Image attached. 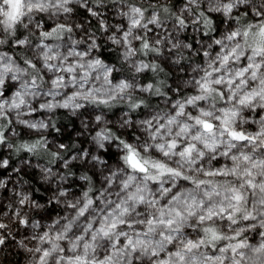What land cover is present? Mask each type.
I'll use <instances>...</instances> for the list:
<instances>
[{
	"label": "snow or ice",
	"instance_id": "6c2138e0",
	"mask_svg": "<svg viewBox=\"0 0 264 264\" xmlns=\"http://www.w3.org/2000/svg\"><path fill=\"white\" fill-rule=\"evenodd\" d=\"M113 9L120 17L116 23L109 21ZM73 10L96 24L81 20L69 25L51 19L63 20ZM213 13L229 21V27L215 36ZM189 27L206 29L203 36L208 42L202 47L182 45L178 34ZM97 32L119 42L120 67L96 54L105 43L95 39ZM189 48L204 59L185 88L176 85L175 91L169 87L161 92L153 82L136 83L137 75L162 71L157 63L162 55L174 57L173 63L183 67ZM129 63L127 75L122 76L120 69ZM143 93L166 98L167 110L146 113ZM125 98L133 121L138 114L145 117L141 123L146 139L138 141L142 148L113 135L112 125L103 127L104 111ZM90 105L100 109L94 117L89 112L94 126L87 125L96 144L121 148L115 166L91 151L80 150L73 157H84L85 164L93 160V176L98 166L103 169L99 186L93 176L82 175L85 190L69 198L62 182L70 172L61 175L47 169L46 179L59 177L48 202L63 201L66 212L47 224L35 219L36 211L25 213L40 204L26 191L15 193L7 211L0 203V216L16 217V224L38 243V264H260L253 255L264 259V243L248 244L237 217L240 205L249 202L245 192L256 197L258 189L253 208L264 210V179L257 182L253 177L256 168L264 177V159L233 149L264 144L260 140L264 118L258 129L248 125L251 133L237 126L243 110H255L257 117L264 111V0H184L178 9L171 0H0V146L13 143L9 137L17 124L29 130L50 126L34 114H54L57 109L83 113ZM36 136L22 144V151H44L71 168L65 158L70 146H53L46 137ZM208 153L215 164L204 168L198 161ZM169 156L179 157L176 167L163 159ZM239 161L248 166L241 170ZM8 166L9 160L0 159V169ZM193 167L198 176L192 174ZM213 177H237L242 182L222 194L218 184L213 186ZM4 187L0 180V188ZM259 215L264 216V211ZM256 218L251 212L243 215L249 223ZM221 222L230 235L218 227ZM233 226L239 230H232ZM6 229L0 221V243L8 237ZM192 231L198 238L192 237ZM257 235L264 237V232L257 229Z\"/></svg>",
	"mask_w": 264,
	"mask_h": 264
},
{
	"label": "clouds",
	"instance_id": "9594fccd",
	"mask_svg": "<svg viewBox=\"0 0 264 264\" xmlns=\"http://www.w3.org/2000/svg\"><path fill=\"white\" fill-rule=\"evenodd\" d=\"M74 2L79 3L80 0H74ZM85 2H86V0H85ZM145 2H147V0H145ZM117 11H118V9L112 10L113 16L116 18H120V17L116 16ZM104 14L107 15V13H104ZM51 19L55 23L67 22L69 25L73 24V23L79 25L81 20H84L85 23H88V21L86 19H84V17L77 15L75 13V10H73L72 14L65 16L63 20H61L59 16L51 17ZM25 23H27V22H25ZM183 32L184 31H182L178 34V39L182 45L183 44H189V43H185L183 40L180 39V36ZM193 34L196 36L197 43L199 44V46L202 47L203 44L207 43V41H201L200 40V38H199L200 31L194 30ZM73 38L75 39V36H73ZM95 39L97 41H99V40L105 41V44L102 45L101 47H104L108 43H110L113 46V49H116L117 47H119L118 41H116L114 43L111 36L104 35L103 32H99V34L95 33ZM101 47H99V48H101ZM99 48H97L96 54H99L98 53ZM188 50L193 53V56L196 55L195 49L189 48ZM120 59H121V53H119V55L116 57L117 63L115 65L117 67H120ZM165 60H167V61L171 60L172 61V63L170 64V67H172L173 71L176 72L175 77H171L170 74H166V76H168V78L173 79V82L175 83V87H176V85H179L181 88H185L187 86L185 81L187 79H191L193 77L194 70L196 69L197 63L189 64L187 67V70H186L184 66L181 67L180 64H174L172 58H168V57L162 55L160 61H157V63L160 64V67H161V62H163ZM130 66L131 65L129 63V64H126L125 67L120 69L122 76L127 75L128 69L130 68ZM161 69H162L161 72H159L158 74H155L157 79L155 80V82H153V87L159 88L161 92H166L167 88H169L171 86L168 85L167 79H159L160 73H163L165 71V69L163 67H161ZM186 71L189 73L187 78H185V72ZM99 83L102 84L103 82L101 81ZM136 83L137 84L140 83V79H139L138 75L136 77ZM175 87L173 88V91H175ZM142 95H143L145 102L148 105V107L145 110L146 113H155L161 109L167 110L168 105H167L166 98H164L160 95H153L150 93H143ZM153 96L161 97L162 98L161 102L157 105H153L152 99H151ZM115 103H116V106H121V105L124 106L126 111H123L121 113V115L118 117V119L109 120L107 117L109 116L111 109H113L114 107L105 110L104 111L103 127L105 129H107L108 125H112L113 135H119L120 138L122 140H124L125 142L132 143L133 147H141L142 148L143 144H138V141H142V140L146 139V137L143 135L144 128H143V125L141 123V121L145 117L144 116L141 117L138 114L136 120L133 121L131 119V116L128 113V109L126 107V98L124 101L117 100ZM205 107L207 108L208 105L205 104ZM93 109H95V112L92 111ZM66 110H68L70 117H73L76 120H79L80 124L83 127V132L78 133V135H80V136L90 135L91 136V139L89 141V148L84 149V151L89 152V149L94 148L95 152L99 153L101 150H104L105 154H107L110 158L115 157V161H116L117 153L121 151V148L116 144H112L111 147H109L106 144L103 148H101L100 146H98L96 144V142L94 140V135H91V132H92L91 129L89 127H87V125L90 123L93 124V126H94V120L89 116V112H91L92 116L94 117L95 115H98L100 113V109L96 108L95 105H90V106H88V112L81 113L80 110H77V111H72L70 109H66ZM249 111H251V115L248 114ZM126 115L128 116L127 121L125 120ZM262 118H264V111H261L260 116L257 117L255 114V110L245 109L240 114V119L237 121V126L239 128H242L246 133H251L252 129H250L248 127V125L252 124L254 126V128L258 129L260 127V124L258 123V121L261 120ZM45 122H51L50 126L48 128L35 129L36 133H39L43 137H46L47 132L50 128L54 129L56 133L60 132V128L56 127V123L54 121L53 113H49ZM133 124H135V128L133 127ZM130 133L136 137L135 140H133L132 136L129 135ZM18 137H19V133L14 132L13 134H10L9 140L13 141L14 139H16ZM225 139H227V138H225ZM260 140H264V136L260 137ZM47 142L49 143L48 140H47ZM109 143H111V142H109ZM22 144H23V142H17L15 144L10 142V143H7L6 146L8 149L13 150L16 155H19V153L22 152ZM109 150H111V151H109ZM233 151L234 152L235 151H242V152H245L246 154L252 156L253 158L264 159V144H262V143L251 144V145H238L237 149H233ZM33 154L34 155H45V156H47L49 159V162L51 164H54L57 160L55 157L48 155L44 151H41L39 154H35V153H33ZM66 154L67 153H65V155ZM92 155H94V154L92 153ZM148 155H151V153L149 152ZM212 155H213L212 153L206 154L204 160L202 162L198 161V163H201L204 168H208V167L214 165L215 161L210 158ZM215 155L218 156V152ZM75 156H77V153L74 154L69 160H67V163L71 164L72 162L75 161V162H78L82 167L86 168L88 171L92 170L91 166L94 163L93 160L89 159L88 163L85 164V162H84L85 158L84 157H79V158L73 159V157H75ZM94 156H96V155H94ZM161 158H163V157H161ZM193 158L196 159L195 153L193 155ZM163 159H165L171 167H176L177 163L179 161L178 156L177 157L169 156V157L163 158ZM6 160H8V159H6ZM223 162L227 163L228 162L227 158H223ZM120 163L123 164V161H120ZM239 163L241 165V170H243V168L248 166V165H245L243 163V161H239ZM25 165H28L29 168L34 167V166L40 167L41 171L43 173H45L47 169H51L50 167H44L42 165H33L29 160H21L19 163V167H23ZM113 166H115V164ZM183 170L185 171V174H188L189 167L187 165H185ZM96 171H98L99 173H102L103 169L98 166ZM191 171H192L193 175H197V176L199 175L198 170L195 167H193ZM259 173H260V170L258 168L253 169V177L257 180V182H259L261 179H264V177H261ZM238 176H239V173L237 174V177ZM237 177H231V178H229V177H224V178L213 177L212 178L213 186L218 184L220 186V191L223 194V192L226 189H229L231 187L239 188V182H242V181L238 182ZM44 178H45V176H44ZM246 178L247 177H245V179ZM66 179H68V176L66 177ZM205 179H208V178L205 177ZM45 180L49 183L52 182L46 178H45ZM199 194L203 195V189L199 190ZM259 196H260V192L258 189L256 191V197H252L249 192H245V200H247L249 202L246 204L242 203L240 205L241 212H240L239 216L237 217L241 221L239 228H244L246 233H247L246 242L250 245H253L254 247H258L261 243H264V237L257 235V229H259L260 232H264V216L259 215V211H264V210L254 211L253 203H252V201L254 199H258ZM57 199H58V194H57ZM11 203H9V205H11ZM42 209H44V205L38 204V205H36V207L34 209L25 210V213L27 215H31L33 211H38V210H42ZM249 212L253 213L257 217L251 223L243 220V215L246 213H249ZM16 219H17L16 217L0 216V221H3L4 223L7 224L6 231L8 232V237L5 240V242L0 243V264H15V261L19 258L20 253H23V259L20 260V264H38V254L35 252V248L39 245H38V243H33V241L31 240V235L22 236V238L19 239L18 241H16V243L14 245H9L7 243L9 238H11L12 240H16V237L13 235V231H14L13 225L16 224ZM218 227L221 228L226 235L231 234V231L228 230L227 225H224L223 222H221V224H219ZM239 228H237L236 226H233L232 230L238 231ZM191 235L193 238H198V237H196V233L194 231L191 232ZM253 236L257 237L255 243L251 242ZM10 246L12 247L13 251L16 253L15 257H12V253L8 252V249ZM177 246L180 247L179 244ZM5 253H7V256L5 255ZM253 258L258 259L260 261V264H264V259H261L260 257H257L255 255H253Z\"/></svg>",
	"mask_w": 264,
	"mask_h": 264
},
{
	"label": "rangeland",
	"instance_id": "374dc122",
	"mask_svg": "<svg viewBox=\"0 0 264 264\" xmlns=\"http://www.w3.org/2000/svg\"><path fill=\"white\" fill-rule=\"evenodd\" d=\"M182 5L183 4L179 5L177 7V9L179 7H181ZM107 15H108V13H107ZM212 15L218 20L217 32L212 34L215 36V35H218L219 33L224 32L229 27V21L227 18L223 17L222 15H220L218 13H213ZM83 17H84V19H86L88 21L89 24H91L93 19H91L90 16L85 14ZM118 19L119 18H116L113 15L109 16V21L111 23H116V21ZM193 33H194V30L191 27H189L186 31H184L181 34L180 39L183 40L185 43H189V44L194 45L195 47H199V44L197 43V38ZM188 34L192 35L193 41L189 37H187ZM199 38L201 41L202 40L207 41L204 38L202 31H200ZM184 54L187 58L185 60L181 61V64L185 67L186 70H187V67L189 64H191V63L199 64V63H202V61L204 59L202 56H198L197 54L195 56H193V53L189 50H185ZM172 59H174V57ZM162 63L165 66H167L173 70V68L169 66L172 63L171 60L168 61L167 64H165L164 62H162ZM175 75H176V72L174 71V77H175ZM188 75H189V73L186 71L185 72V78H187ZM139 79H140V81H142L141 76L139 77ZM174 87H175V83L172 80L171 88H174ZM11 91H14V89H11L9 91V94H11ZM170 95H172V94L170 93ZM161 99L162 98H160L159 102H161ZM66 111H68V110H66ZM123 111H126V109L124 107L117 109L115 113H112L110 111V114L107 118L109 120H116V119H118V117L121 115V113ZM48 115H49V113L41 112V113L34 114V118L46 120ZM140 116L142 117L143 115H140ZM136 118H137V116H136ZM76 123H77V126L75 128L70 127V130H72L73 137L76 140H78L77 142H78L80 149H78L77 151H80V150H84L86 148H89V141L91 139V136L90 135H85V136L78 135V133L83 132V127L80 124L79 120H76ZM253 128H254V126H253ZM15 132H18L19 134L24 133L26 135L36 136L35 130H29L24 125H19V124L15 125ZM91 135H94L93 131L91 132ZM46 139L49 141V144H52L53 146L60 144V143L65 144L64 140H63V134L53 133V130L51 128L47 132ZM4 146L7 148L6 144ZM77 151H74L72 153V156L74 154H76ZM89 151H91L94 155H99L101 157V159L107 161L109 164H111V165L115 164V157H113V159H110L107 156V154H105L104 150H101L99 153H96L94 148H91V149H89ZM109 151H111V150H109ZM29 161L33 165H42L44 167H50L54 172H59L61 175L69 173L68 168L66 169L61 161H59L54 166H49V165L43 164L42 162H40L38 160H29ZM19 163H20V161H19ZM19 163L17 164V166L13 170H11L9 172L7 177L0 175V180H2L4 182V185H5L4 188H0V203H2L4 205L3 210L4 211L8 210L7 205H9V203H11L15 199V193L19 192L21 190L28 192L29 195L31 196V198L34 199L30 189L15 177L16 176L15 172L23 171L25 173H30V174L34 175L38 179V181L41 183L42 187L48 193V199L46 202L45 201H39V200L35 199L40 204L44 205V209L38 210V211H36V213H34L35 219L40 221L41 224H47V223H50L51 220L56 219L58 216L66 214V212L64 210L63 201H60L59 203H57L56 201H53L52 206L50 205L51 203L48 202L52 198L53 192L57 188V181L59 180V177H57V181H52L51 183H49L45 180L44 173L41 171L40 167L34 166V167L29 168L28 165H25L23 167H19ZM73 163H76V162L74 161L71 164H73ZM89 172L93 176V172L92 171H89ZM96 172H97V175L93 176V177L95 178L97 186H99V180L101 179V177L99 176V172L98 171H96ZM80 177L81 176L74 177L73 174L70 173V175H68V179H65L62 182V186L65 187L67 192L71 194V196L69 198H71L72 196H78L83 190H85L86 186H85L84 182L80 180ZM189 231H191V230H189ZM29 235H31V232H26L24 229V226H22L21 238H22V236H29ZM256 239H257V237L253 236L251 242L255 243Z\"/></svg>",
	"mask_w": 264,
	"mask_h": 264
},
{
	"label": "trees",
	"instance_id": "16d2710c",
	"mask_svg": "<svg viewBox=\"0 0 264 264\" xmlns=\"http://www.w3.org/2000/svg\"><path fill=\"white\" fill-rule=\"evenodd\" d=\"M171 2L174 3L177 8L179 5L183 4L184 0H171ZM211 19L213 21V25L217 28L218 20L213 15H211ZM251 22H255V21H251ZM91 24H96V21L92 20ZM203 31H207V30L205 29ZM97 33L99 34V32ZM187 37H189L193 41L192 35L188 34ZM104 44L105 43H103V45ZM4 50L6 51L7 49H4ZM98 53L100 54V58L105 60L106 63L116 64L117 63L116 57L119 55L120 52L117 51V49H113V46L110 43H108L104 47L99 48ZM161 67H163L165 71L163 73H160L159 79H167L168 85L171 86L173 79L168 78L166 74H170L171 77H174V71L171 68L165 66L162 62H161ZM141 78L144 83L155 82V80L157 79L156 75L151 72L144 74L143 76H141ZM160 98L161 97L153 96L151 98L153 105L159 104ZM121 107H124V106L122 105L116 106L113 109H111V112L115 113L116 110ZM53 116H54V121L56 123V127L60 128L59 134H63V140H64L65 145H68L71 147V151L65 155V158L69 160L72 157V153L80 149L78 142H77L78 140H76L73 137L72 130H70V127L75 128L77 126L76 120L75 118L70 117L69 112L66 111L65 109L55 110ZM52 130H53V133H56L54 129ZM36 138L37 136H33V135L31 136V135H26L24 133H20L19 137L13 140V143L14 144L17 142L28 143ZM53 150H55V148H53ZM0 159L9 160V166L7 167V169H0V175L6 176V177L8 176L9 172L13 170L17 166L19 161L21 160H38L42 162L43 164H46L49 166H54L60 161V160H56L54 164H51L49 162L48 157L45 155H34L33 153H25L24 151L20 152L19 155H16L13 150L6 148L4 145L0 146ZM110 159H113V157ZM68 172L72 173L74 177L82 176L85 174L88 176H92L91 173L86 168L82 167L77 162L71 164V168L70 169L68 168ZM15 173H16L15 177L30 189L34 199H37L39 201H45V202L47 201L48 193L42 187L41 183L38 181V179L34 175L30 173H25L23 171H17ZM93 179L95 181L94 177ZM50 205L52 206V203ZM13 229H14L13 235L16 237V240H12L11 238H9V240L7 241L9 245H14L16 241H18L21 238L22 226L14 224ZM8 252L12 253V257L16 256V253L13 251L11 246L9 247ZM5 255L7 256V253H5ZM22 259H23V253H20L19 258L15 261V264H20V260Z\"/></svg>",
	"mask_w": 264,
	"mask_h": 264
}]
</instances>
